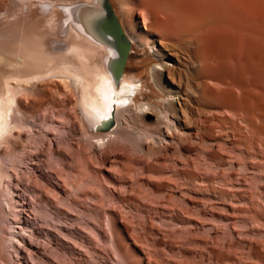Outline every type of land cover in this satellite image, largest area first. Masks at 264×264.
I'll return each mask as SVG.
<instances>
[{
    "label": "bare ground",
    "instance_id": "6f19581e",
    "mask_svg": "<svg viewBox=\"0 0 264 264\" xmlns=\"http://www.w3.org/2000/svg\"><path fill=\"white\" fill-rule=\"evenodd\" d=\"M116 1L129 46L152 51L162 101L135 104L138 86L123 81L124 59L118 100L128 102L111 127L97 130L109 60L115 53L119 62L123 46L105 0H0V144L19 127L10 123L12 103L17 111L27 106L19 94L44 97L54 83L62 108L68 103L87 139L99 141L91 157L103 164L116 201L153 204L157 214L178 206L173 222L179 217L208 235L223 223L233 245L242 235L235 224L251 227L261 240L246 242V262L264 264V0Z\"/></svg>",
    "mask_w": 264,
    "mask_h": 264
},
{
    "label": "rangeland",
    "instance_id": "374dc122",
    "mask_svg": "<svg viewBox=\"0 0 264 264\" xmlns=\"http://www.w3.org/2000/svg\"><path fill=\"white\" fill-rule=\"evenodd\" d=\"M110 1L120 16L119 3ZM125 59L122 79L138 86L135 104L161 102L152 80L156 61L151 49L132 44ZM47 86L44 97L39 90L19 94L26 110L17 111L12 103L10 123L19 127L11 129L9 144H0V264H247L246 242L254 235L261 240L247 231L251 227L235 224L242 235L233 245L223 223H217V235H208L204 228L176 223L179 217L173 222L168 217L181 210L178 206L157 214L153 204L138 208L116 201L103 164L91 157L99 141L87 139L69 104L62 108L59 103L56 85ZM59 134L66 144L59 143ZM147 214L155 221L146 224L142 216Z\"/></svg>",
    "mask_w": 264,
    "mask_h": 264
},
{
    "label": "snow or ice",
    "instance_id": "6c2138e0",
    "mask_svg": "<svg viewBox=\"0 0 264 264\" xmlns=\"http://www.w3.org/2000/svg\"><path fill=\"white\" fill-rule=\"evenodd\" d=\"M44 10H47L51 7L50 4L43 3ZM80 7L79 5L73 4L72 6V14L73 16L76 15L77 8ZM64 12H68V8L62 9ZM81 21L87 23L86 14H81L80 17ZM108 71L111 77L109 82H106L104 85L103 91V100H104V109H96V124L95 128L97 130H102L106 126L110 127L115 122V112L117 108L122 107L123 105L127 104V100H118L123 94V89L120 88V76L122 74L121 65L118 62L117 54L113 53L111 59L109 60L108 64ZM116 89V91L113 90ZM87 118V117H86Z\"/></svg>",
    "mask_w": 264,
    "mask_h": 264
},
{
    "label": "water",
    "instance_id": "95a60500",
    "mask_svg": "<svg viewBox=\"0 0 264 264\" xmlns=\"http://www.w3.org/2000/svg\"><path fill=\"white\" fill-rule=\"evenodd\" d=\"M105 5H106L107 13H108V15H109V17L113 23V27H112L113 35L118 42H123V46L119 49V64L122 65L123 61H124V59L128 53L129 42L124 37V34H123V32L119 26V23L116 19V16H115V14H114V12H113V10H112V8H111V6L107 0H105Z\"/></svg>",
    "mask_w": 264,
    "mask_h": 264
}]
</instances>
